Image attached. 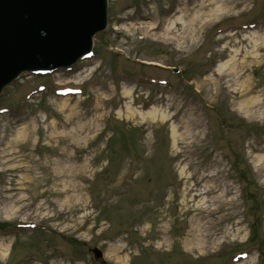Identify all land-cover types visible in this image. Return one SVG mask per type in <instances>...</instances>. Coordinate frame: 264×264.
<instances>
[{"label":"rangeland","instance_id":"374dc122","mask_svg":"<svg viewBox=\"0 0 264 264\" xmlns=\"http://www.w3.org/2000/svg\"><path fill=\"white\" fill-rule=\"evenodd\" d=\"M208 1L112 0L89 57L3 91L0 264H264V0L167 33Z\"/></svg>","mask_w":264,"mask_h":264},{"label":"water","instance_id":"95a60500","mask_svg":"<svg viewBox=\"0 0 264 264\" xmlns=\"http://www.w3.org/2000/svg\"><path fill=\"white\" fill-rule=\"evenodd\" d=\"M110 0H0V95L26 73L70 68L108 24ZM106 264L103 253L91 251Z\"/></svg>","mask_w":264,"mask_h":264},{"label":"bare ground","instance_id":"6f19581e","mask_svg":"<svg viewBox=\"0 0 264 264\" xmlns=\"http://www.w3.org/2000/svg\"><path fill=\"white\" fill-rule=\"evenodd\" d=\"M208 2L209 4H206L205 2H203L195 7L193 5V8L191 9H188L187 6L179 7V4H178L177 6L178 9L176 10L175 16H174L175 19L173 22H171V27L168 28L167 33L171 32L170 30H174L181 23L183 24L182 26L183 29L188 34V36L186 35L188 40H194L201 33L204 25L207 22L208 17L206 18V14L211 16L215 12H222L230 7L232 8L233 6H236L233 0H226V1L211 0ZM212 6L215 7L213 11H211L210 9V7ZM196 8H198L197 13L195 16H193ZM189 12L191 13V16H189L188 19H186V16H188ZM251 38H253L255 47L257 46L258 40H261V42L264 44V37L260 39L257 33H253V35H251ZM232 69H233L232 70L233 73L237 71V63H234L232 65Z\"/></svg>","mask_w":264,"mask_h":264},{"label":"trees","instance_id":"16d2710c","mask_svg":"<svg viewBox=\"0 0 264 264\" xmlns=\"http://www.w3.org/2000/svg\"><path fill=\"white\" fill-rule=\"evenodd\" d=\"M3 228V227H2Z\"/></svg>","mask_w":264,"mask_h":264}]
</instances>
